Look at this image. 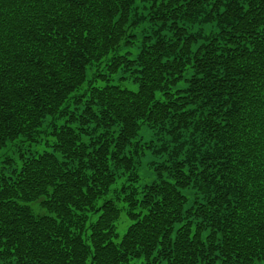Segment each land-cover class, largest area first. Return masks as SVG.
Masks as SVG:
<instances>
[{"label":"trees","instance_id":"16d2710c","mask_svg":"<svg viewBox=\"0 0 264 264\" xmlns=\"http://www.w3.org/2000/svg\"><path fill=\"white\" fill-rule=\"evenodd\" d=\"M45 137L0 264H264V0H0V151Z\"/></svg>","mask_w":264,"mask_h":264},{"label":"rangeland","instance_id":"374dc122","mask_svg":"<svg viewBox=\"0 0 264 264\" xmlns=\"http://www.w3.org/2000/svg\"><path fill=\"white\" fill-rule=\"evenodd\" d=\"M145 26L148 28H151L152 24L147 22ZM132 81H133L132 78H127L125 80H119L118 76H115L114 78H112V83L119 84L120 86L124 88H128L129 90H132V91H138V84ZM154 139L155 137H154L153 132L147 127H143L136 140H142L143 142H149ZM51 142L52 141H50V139L45 137L43 139V143L41 144L35 143V142L30 143L28 141H25L23 138H20L16 140L15 142L9 143L7 147H5L4 149L0 151V175L2 174L7 175V176L11 175L13 167L6 162V160L9 157L16 159L20 151H26L25 155H28V156L34 155V154L36 156V154L38 153H42L44 151H51L52 148L48 146V143H51ZM160 161H161L160 159L153 156L151 153H148L143 159L139 161L138 169L141 175L142 185L150 184L152 181L157 179L155 167L157 166V163ZM193 202H194V197H189V203L187 205V208L192 206ZM120 224H119L120 226L118 229L119 239L124 236V234L127 231L128 226L130 225V222L127 221L125 213H123ZM144 261H145L144 259L136 260L133 262V264H142ZM161 264H167V262L162 261ZM256 264H263V263L258 261L256 262Z\"/></svg>","mask_w":264,"mask_h":264}]
</instances>
